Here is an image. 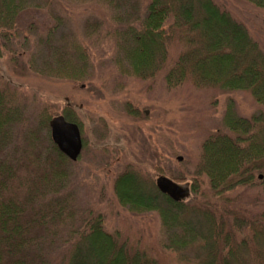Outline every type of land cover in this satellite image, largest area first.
Here are the masks:
<instances>
[{
    "label": "trees",
    "instance_id": "16d2710c",
    "mask_svg": "<svg viewBox=\"0 0 264 264\" xmlns=\"http://www.w3.org/2000/svg\"><path fill=\"white\" fill-rule=\"evenodd\" d=\"M26 1L0 0V58L7 51L13 64L19 55L11 39H19ZM99 1L123 23L114 36L115 64L124 75L154 77L173 46L179 55L165 75L168 88L188 81L196 88L247 92L260 108L243 117L234 101L228 102L224 129L202 144L187 198L171 200L149 176L129 168L114 183L120 205L136 214L157 212L162 247L180 262L264 264V212L240 216L226 203V195L239 188L264 189V49L214 0H149L142 14L132 0ZM245 1L264 11V0ZM55 23L29 56L30 71L68 81L87 77L85 51L63 32L64 20ZM56 117L81 130L67 110L53 118L47 108L29 115L21 95L0 87V264H162L120 232L106 231L101 214L76 217L72 194H63L73 162L52 140L50 123ZM202 175L208 178L211 199L202 192ZM192 194L195 198L188 201Z\"/></svg>",
    "mask_w": 264,
    "mask_h": 264
},
{
    "label": "rangeland",
    "instance_id": "374dc122",
    "mask_svg": "<svg viewBox=\"0 0 264 264\" xmlns=\"http://www.w3.org/2000/svg\"><path fill=\"white\" fill-rule=\"evenodd\" d=\"M27 1L17 25L19 39H11L13 52L19 55L18 62L11 63L10 55L3 51L0 87H10L21 95L29 115L47 108L53 118L67 110L81 125L83 149L77 162L69 166L70 179L63 192L72 194L76 217L87 212L101 214L106 231L120 232L162 264H185L175 253L163 249L157 212L136 214L120 205L114 191L115 180L132 168L149 176L155 185L158 178L167 177L180 187L189 188L196 177L202 144L217 130L224 129L228 102L233 100L243 117H250L260 110L259 106L247 92L196 88L188 81L180 87L168 88L165 75L179 55V49L173 46L169 47L164 69L154 77L124 75L115 64L114 36L123 23L111 17L110 9L99 0ZM132 1L139 4L141 14L146 11L149 0ZM214 2L242 23L264 49L263 10L245 0ZM57 18L66 23L63 32L70 33L85 51L90 63L87 77L68 81L30 71L29 56L35 52L39 39L46 38L54 28ZM89 30H93L91 35L87 33ZM56 38L59 40L58 33ZM25 42L28 47L22 49ZM200 181L202 192L211 199L208 178L202 175ZM226 196L227 208L240 216L264 212V189L260 186L239 188ZM194 198L192 194L187 200ZM59 251H52L53 258Z\"/></svg>",
    "mask_w": 264,
    "mask_h": 264
},
{
    "label": "water",
    "instance_id": "95a60500",
    "mask_svg": "<svg viewBox=\"0 0 264 264\" xmlns=\"http://www.w3.org/2000/svg\"><path fill=\"white\" fill-rule=\"evenodd\" d=\"M52 140L58 149L72 162H77L82 149V137L77 124L66 121L63 117L54 118L51 123ZM157 189L171 200L179 202L189 196V188L177 185L167 177H160Z\"/></svg>",
    "mask_w": 264,
    "mask_h": 264
}]
</instances>
